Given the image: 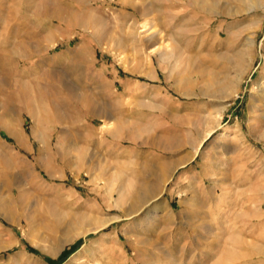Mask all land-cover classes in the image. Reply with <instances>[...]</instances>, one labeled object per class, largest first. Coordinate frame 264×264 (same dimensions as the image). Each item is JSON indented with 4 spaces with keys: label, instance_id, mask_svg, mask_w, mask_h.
Wrapping results in <instances>:
<instances>
[{
    "label": "rangeland",
    "instance_id": "374dc122",
    "mask_svg": "<svg viewBox=\"0 0 264 264\" xmlns=\"http://www.w3.org/2000/svg\"><path fill=\"white\" fill-rule=\"evenodd\" d=\"M0 264H264V0H0Z\"/></svg>",
    "mask_w": 264,
    "mask_h": 264
},
{
    "label": "crops",
    "instance_id": "0c3cea01",
    "mask_svg": "<svg viewBox=\"0 0 264 264\" xmlns=\"http://www.w3.org/2000/svg\"><path fill=\"white\" fill-rule=\"evenodd\" d=\"M151 150L149 149V152ZM172 154V155H171ZM138 156V155H136ZM142 156H144L142 154ZM130 157H134V155H130ZM147 157L149 158L150 161H157L156 164H149V167H155L156 171H149L150 174H153V176L155 178L152 179H146L147 181H152V182H167L170 180L171 177H175L176 176V183L178 182H182L181 176H180V172L178 174L177 170L179 171V168L181 167V157L180 155H176L173 152L170 154H164V153H148ZM189 173L191 172H187L186 174L190 175ZM186 182V181H185ZM174 195H176V193L174 192ZM193 210L192 208H181V211L183 213V220L185 222H187L189 220V217L186 218L187 216H191L193 214ZM188 219V220H187Z\"/></svg>",
    "mask_w": 264,
    "mask_h": 264
},
{
    "label": "bare ground",
    "instance_id": "6f19581e",
    "mask_svg": "<svg viewBox=\"0 0 264 264\" xmlns=\"http://www.w3.org/2000/svg\"><path fill=\"white\" fill-rule=\"evenodd\" d=\"M1 1H2V0H1ZM141 27H142L141 30H143V31L149 30L147 33L150 34V37L153 36V33H154V29H155V28H154V29L151 28L152 26L149 25L148 23H143V24L141 25ZM143 33H144V32H143ZM147 33H146V34H147ZM158 33H159V32H158ZM148 34H147V35H148ZM154 34H157V33H154ZM134 37H135V34H134ZM157 39H158V37H157ZM154 40H155V39H154ZM152 44H153V43H152ZM165 48H166V47H165ZM160 49H161V48H160L159 45H156V46L154 45V46L151 48V51H153V52H154V51H159V52L161 53ZM164 53H165V51H164ZM169 53H170V52H169ZM165 54H166V53H165ZM166 56L168 57V55H166ZM171 56H172V55H171ZM161 57H162V56H161ZM169 57H170V56H169ZM169 57H168V58H169ZM177 67H178V65H177ZM43 122H44V121H43ZM6 129H8V128L6 127ZM11 134L14 136L15 140H17L18 143L21 142V141H20L21 138H20V136H19L18 134H17V135H16V134H13V133H11ZM43 147H44V146H43ZM43 147H42V150L45 149V148H43ZM120 193H121V192H120ZM84 219H85L84 215H81L79 221H83ZM104 222H105V221H104ZM102 224H104V223L102 222ZM31 227H32V226H31Z\"/></svg>",
    "mask_w": 264,
    "mask_h": 264
}]
</instances>
